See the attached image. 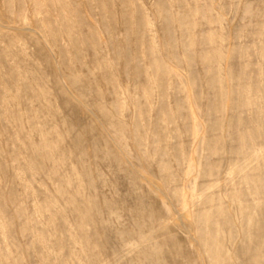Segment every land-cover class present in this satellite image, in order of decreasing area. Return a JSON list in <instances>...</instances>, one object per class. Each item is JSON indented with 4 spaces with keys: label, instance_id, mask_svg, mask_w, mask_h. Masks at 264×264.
<instances>
[{
    "label": "rangeland",
    "instance_id": "1",
    "mask_svg": "<svg viewBox=\"0 0 264 264\" xmlns=\"http://www.w3.org/2000/svg\"><path fill=\"white\" fill-rule=\"evenodd\" d=\"M0 264H264V0H0Z\"/></svg>",
    "mask_w": 264,
    "mask_h": 264
},
{
    "label": "bare ground",
    "instance_id": "2",
    "mask_svg": "<svg viewBox=\"0 0 264 264\" xmlns=\"http://www.w3.org/2000/svg\"><path fill=\"white\" fill-rule=\"evenodd\" d=\"M257 224V222L256 221H254V220H250V222H249V228L250 229H254V227H255V225ZM256 229V228H255ZM258 231V230H257ZM261 239V238H260ZM257 242V241H256ZM256 244V243H255ZM257 261V260H256Z\"/></svg>",
    "mask_w": 264,
    "mask_h": 264
}]
</instances>
